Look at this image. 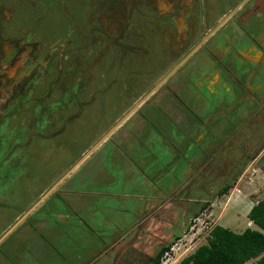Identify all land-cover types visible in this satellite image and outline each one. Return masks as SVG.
Masks as SVG:
<instances>
[{"label":"flooded vegetation","instance_id":"obj_1","mask_svg":"<svg viewBox=\"0 0 264 264\" xmlns=\"http://www.w3.org/2000/svg\"><path fill=\"white\" fill-rule=\"evenodd\" d=\"M6 1L0 0V16L1 13H3L2 17L8 13L12 18L17 8L11 10V7H6ZM48 1L50 4L47 10L67 15L66 12L70 7L69 11L73 13L72 20L75 24L72 20L69 24L77 34H75L77 44L80 42L81 50L84 48L86 51L85 55H96L93 52L97 43L83 45V38L78 34L81 25L76 22L77 13L84 10L85 2L83 0ZM90 1L94 6L92 12L95 15H99L101 5L105 10L112 8L117 11L122 4L130 3L128 9L129 13L132 12L131 17L134 20L131 19L130 24H135L134 27L139 34L136 35L134 46H129L125 41L128 40V36L117 40L111 35L98 31L95 33L98 35L97 39L101 38L102 41L110 44L112 52L107 55L103 63L114 73L110 74L113 83L92 84V88L95 93L101 92L100 90L110 92L116 89L119 91V98L102 102L96 99L84 101L79 96L83 90L80 88L75 90L78 92L77 99L68 100L67 89L63 84L64 76L60 72H52L56 73L57 77L52 79L48 77V89L45 87L47 90L40 91L39 88L34 90L31 87L34 85L32 82L39 81V78L36 73L34 75L28 73L27 80H23V75L14 82L8 100L0 99V132L4 128L5 131L7 130L6 136H12L6 142L5 137L0 139V264H35V262L49 264V252H58V247L47 241L53 239L62 241L64 236L61 233L66 228L61 227L70 222L68 217L73 218L72 214H68V209L76 210L75 205L78 203L79 206L80 197H94L103 187L97 180L99 168L93 167L88 172L84 171V174L80 173L95 153L105 145L114 146V153L108 150L109 157L104 154L102 159L104 171L108 168L114 169L118 164L126 162L125 157H119V152L128 151L123 149L125 146L130 150L132 142L143 138L149 128L158 131L161 124L165 125L164 120H166L169 121L168 126L177 129L179 137V128L188 125L187 131L184 132L188 134L195 128L191 127L193 122L194 126L207 129L206 135L201 134L198 138L207 139L205 148L209 147V151L212 150L207 160H201L203 161L201 167L204 170L206 167L211 168L213 159L223 158L227 162V157L232 154L230 151L238 146L248 151L243 152V155H249L248 140L253 136L259 139L264 133L263 127L253 133V130H249L250 122L247 121L252 115L256 114L257 117L261 115L258 111L261 102L258 101V105L246 103L248 94L256 89L253 85L256 78H264V0ZM6 18L8 19V16ZM3 28L5 32L10 30L0 19V57L3 54L2 43L9 37L6 34H10L9 31L4 33ZM222 31H228L227 45L224 47L217 42ZM10 35L15 38L14 33ZM32 38L35 39L33 35ZM10 42L14 48L7 56L2 57L0 65L13 61L16 57L15 53L20 48L17 40L10 39ZM241 44H246L248 49L241 51ZM130 47L137 52L141 51V54L145 52V47L149 51L136 60L133 56H137V53H127ZM155 49L156 64L147 60L145 65H138ZM235 54L238 56L236 61L232 58ZM112 56L113 58L108 62ZM62 58H65V54ZM128 63L132 67L139 66L137 72H144L143 70L150 63L155 66L152 67L153 73L148 74L147 80L145 74L143 75L142 81L146 82L134 87L128 85L124 77L132 68L128 67ZM103 71H100V74ZM154 79L156 83L152 84ZM88 85L86 88H90V83ZM138 87H142L144 91H138ZM224 91H232L235 101L222 102L225 100ZM137 93L142 94L134 100ZM211 95L216 99L213 103L210 101ZM132 100H134L132 106L123 111ZM262 101L264 102L263 99ZM98 102L102 104V109L106 106L105 103L111 105L109 116L112 118L119 116V118L108 128L106 125L111 123V120L104 118V123H94L93 131L87 134L91 138L86 139L80 146H75L78 142L77 136L69 137L68 124L71 123L73 127L74 122L81 117L68 116L67 107L72 105L71 107L78 108L81 112L88 105L97 106ZM212 106L217 107L215 111L219 114L216 121L207 126L202 118V112L206 113L205 111ZM235 108H238V112L230 116L228 111ZM37 111L40 115L36 114ZM233 119L237 121L231 123ZM244 121L246 122L243 124ZM242 124L246 128L236 131L238 125ZM123 128H127L133 135L122 132ZM166 134L169 135V131ZM174 134L175 130L172 131L171 136L169 135L170 138ZM114 135L116 139L113 138ZM208 135L212 138H207ZM213 136L221 140V143H213ZM233 136L238 139L239 144L229 149L226 145ZM170 141L173 143L171 147L177 144L176 141L171 139ZM231 143L233 144L234 140ZM74 146L78 149L69 161L66 156ZM225 150H228L226 156L223 154ZM127 161L131 162V160ZM110 163L111 166L108 165ZM106 174L112 176L107 171ZM5 182L8 184L7 187ZM102 194L100 195L107 196L105 193ZM73 212L75 211L71 210V213ZM75 213L77 217L89 214L81 208ZM89 227L92 228L90 224ZM34 237L36 240H33ZM65 240L63 238V241ZM37 241L42 246V251L34 247ZM118 244L114 242L111 246H107L108 248L105 247L97 258L100 259L103 253L105 255L111 250L114 251ZM163 248L165 247L152 256L147 264L154 261Z\"/></svg>","mask_w":264,"mask_h":264},{"label":"rangeland","instance_id":"obj_2","mask_svg":"<svg viewBox=\"0 0 264 264\" xmlns=\"http://www.w3.org/2000/svg\"><path fill=\"white\" fill-rule=\"evenodd\" d=\"M20 1H6V7H11V10L17 8L12 18L8 13L4 14V17L1 13L0 16V19L10 29L9 33L15 35L13 38L10 34H6L9 37L6 38L8 40L5 39L4 44L2 43L3 54L0 60L2 61V57L7 56L14 48L13 45H10V39L20 43V48L15 53V59L0 65L1 100L10 98L14 82L23 75V80H27L28 73L33 75L36 73L39 81L32 82L34 85L31 87L34 90L39 88L41 91L45 87L47 88L48 77L56 78L58 72L65 78L63 84L67 89L68 100L77 99L78 92L75 90L80 88L83 90L79 96L84 101L96 99L102 102L119 98V91L116 89L110 92L100 90L101 92L95 93L92 88V84L113 83L110 80V74L114 73L103 63L106 61L107 55L112 52L110 44L102 41L101 38L97 39L98 35L95 33L98 31L105 35H111L117 40L128 36V40L125 41L129 43V46H134L136 35L139 36V34L134 27L135 24H130L131 19L133 20L132 12L129 13L128 9L130 3L122 4V7L117 11L112 8L105 10L101 5L99 15H95L92 12L94 6L91 1L83 0L85 2L84 10L78 11L76 19V22L81 25L78 34L83 38V45L95 42L98 44L95 43L97 46H94L93 53L96 55L88 56L85 55L84 48L81 50L80 42L77 44L76 33L70 27L69 22H71L73 14L72 11H69L70 7L66 15L58 11L47 10L46 8L50 4L48 0ZM108 10L109 12H106ZM72 22L75 24L74 20ZM8 31L4 30V33ZM32 35L35 39L32 38ZM227 36L228 31H222L218 36L217 42H220L223 47L227 45ZM128 49L127 53H137V56H133L136 57V60L141 55L145 56L149 51L145 47V52L141 54V51L137 52L133 47ZM240 49L246 51L248 47L246 44H241ZM64 54L65 58H62ZM155 54L156 49L152 50V53L142 59L143 62L138 65H145L147 60L154 61ZM112 58L113 56L109 58L108 62ZM232 58L236 61L238 56L235 54ZM153 63L156 64L155 61ZM153 66L155 65L150 63L143 70L144 72H137L139 66L132 67L128 63V67L132 68L128 71L129 74L127 72L128 75L124 76L127 84L135 87L145 83L146 81L142 80L144 77L147 80L148 74L153 73ZM100 71L103 73L100 74ZM14 77L16 78L13 79ZM120 78L122 79L121 74ZM156 80L154 79L152 84L156 83ZM88 83L91 85L90 88H86L89 86ZM253 85L256 89L253 88L255 91L248 94L246 103L258 105V101L261 102L258 110L261 115L257 117L255 114L246 120L248 123L250 122L249 130L251 129L255 133L259 128H264L262 125L264 123V102L262 101V99L264 100V78L257 77ZM72 87L74 88L72 89ZM140 90L142 87H138V91ZM202 93L205 92L202 91ZM137 94L134 100H137L142 93ZM223 96L225 100L222 102L235 101L232 91H224ZM134 100L130 101L128 107L123 108V111L132 106ZM215 100V96L211 95V103ZM101 105L99 102L97 106L88 105L81 112L78 108L71 107L72 105L67 107L68 116L81 117L74 122L73 127L71 123L68 124L69 137L77 136L78 142L75 146H80L86 139L91 138L87 134L93 131L94 123H104V118L108 121L111 120V123L106 125L108 128L119 118V116L116 118L109 116L111 105L105 103L106 106L103 109ZM216 108L212 106L205 111L206 113L202 112V118L207 126L216 121L219 114L215 111ZM37 112L36 114L40 115ZM236 112H238V108L228 111V114L231 116ZM208 116L209 119H207ZM233 121L237 120L233 119L231 123ZM71 122L73 121L71 120ZM164 124H161L158 131L149 128L143 138L139 137L141 139L132 142L130 150L124 145L123 149L128 151L121 150L119 157H125L126 162L118 164L114 169L108 168L106 171L112 176H108L103 170L102 159L104 154L109 157L108 150L112 154L114 153V146L105 145L88 161L89 163L80 174H84V171L88 172L93 167L99 168L97 180L103 187L94 197H80L79 206L76 203V210L75 208L71 209L75 212L80 208L82 211H88L87 216L82 214L79 215V217L81 216L79 218L75 212L71 213V210L68 209V214H72L73 218L68 217L70 222L67 225L62 223L61 227L66 228L61 233L66 240L63 241L62 238L61 242L57 239L47 241L58 247L59 252H52L49 249V264H147L162 247H170V249L169 255H164L161 264H182L183 259L208 242L209 234L216 225L227 227L237 233H242L247 228L258 229L250 220L249 213L253 206L264 200V133L260 137L261 140L257 139V136L248 140L249 155H243L246 148L242 149L238 146L230 151L232 154L227 157V162L223 158L213 159L211 168L206 167L203 170L201 167L203 161L201 160H207L212 150L209 151V147L205 148L207 139L202 140L198 136L206 135L207 129L198 127V125L194 126L192 122L191 127L195 128L188 134H184L188 125L182 129L179 128L178 137L177 129L168 126L169 121L164 120ZM243 124L238 125L236 131L246 128ZM173 130H175V134L170 138ZM121 131L127 135H133L127 128H123ZM168 131L170 136L166 134ZM6 133L7 130L2 128L0 139L5 137V142L12 137L11 135L6 136ZM210 137L212 138L208 135L207 138ZM234 137L228 141L230 142L228 145L225 144L229 149L239 144L238 139ZM113 138L116 139V136L114 135ZM170 139L177 142L174 147L170 146L173 144ZM212 142L219 144L221 140H217L213 136ZM75 146L70 153H67L66 157L69 161L78 149ZM226 152L228 150L223 151L225 156ZM127 160H131V162L129 163ZM129 164H131L130 167ZM226 164L229 165L225 166ZM5 185L7 187L8 184L5 182ZM225 185H230L231 188L228 193L220 195L219 193ZM102 193L107 196H102ZM89 224L94 229L89 227ZM33 240H36V237ZM114 242L119 243L116 249L109 251L108 254H101V258L98 259V254ZM34 247L38 251L43 250L38 241L35 242ZM35 264L37 263L35 262Z\"/></svg>","mask_w":264,"mask_h":264},{"label":"trees","instance_id":"obj_3","mask_svg":"<svg viewBox=\"0 0 264 264\" xmlns=\"http://www.w3.org/2000/svg\"><path fill=\"white\" fill-rule=\"evenodd\" d=\"M230 188V185H225L219 194L228 193ZM249 218L258 229L247 228L237 233L216 225L208 242L183 259L182 264H264V200L252 207ZM169 249L163 248L150 264H161Z\"/></svg>","mask_w":264,"mask_h":264},{"label":"built area","instance_id":"obj_4","mask_svg":"<svg viewBox=\"0 0 264 264\" xmlns=\"http://www.w3.org/2000/svg\"><path fill=\"white\" fill-rule=\"evenodd\" d=\"M165 254H166V256H167V255H169V252H166Z\"/></svg>","mask_w":264,"mask_h":264},{"label":"water","instance_id":"obj_5","mask_svg":"<svg viewBox=\"0 0 264 264\" xmlns=\"http://www.w3.org/2000/svg\"><path fill=\"white\" fill-rule=\"evenodd\" d=\"M134 110H135V109H134ZM134 110H133V111H134ZM133 111H132V112H133ZM130 114H131V113H130ZM128 116H129V115H128ZM128 116H127V117H128ZM122 122H123V121H122Z\"/></svg>","mask_w":264,"mask_h":264}]
</instances>
